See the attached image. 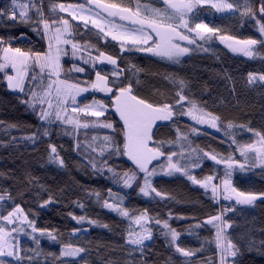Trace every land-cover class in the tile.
Returning a JSON list of instances; mask_svg holds the SVG:
<instances>
[{"label":"trees","instance_id":"16d2710c","mask_svg":"<svg viewBox=\"0 0 264 264\" xmlns=\"http://www.w3.org/2000/svg\"><path fill=\"white\" fill-rule=\"evenodd\" d=\"M139 2L163 7L159 0ZM10 3L11 0H0V9ZM33 3L41 7L46 19L59 20L61 16L68 19L73 23L77 42L94 45L101 51L115 55L121 69L134 65L133 58L141 60L143 68L136 66L139 72L133 76L131 72L125 71V75L138 81L134 83V88L142 98L174 103L179 89L170 77L182 79L188 85L185 94L196 99L206 111L220 117L217 129L207 125L197 126L186 116L176 120L175 124L159 123L155 129V140L175 141V129L179 127L182 132L189 134L193 148L223 156L232 154L242 159L236 150L237 144L255 140L247 129L264 132V82L248 81L249 73L264 75V47L257 46L253 49L252 57H245L229 51L216 38L207 43L200 41V47H193L191 53L182 58L179 64H171L135 51H126L121 56L115 42L105 47L103 38H97L94 31L85 32L82 26L77 28L79 21L73 22L69 15L60 13L58 7L55 13L52 10V6L58 3H77L88 7L89 0H33ZM124 3L134 5L136 0H124ZM252 3L258 11L259 0H252ZM199 15L210 27L219 28L222 35H233L240 39L260 38L254 22L248 17H241L239 11L221 15L214 9L204 7ZM29 16L32 21L36 20L35 7L30 8ZM33 28L34 24L21 22L19 16L15 20L0 17V37L10 41L13 47L40 50L46 41ZM62 63L65 70L72 67L70 62ZM111 70V66L105 69L108 72ZM77 78L84 80L90 77L81 75ZM25 93H28L27 88ZM92 98L88 96V99ZM95 98L105 97L104 94H97ZM27 99L25 94L7 90L3 75L0 74V195L5 196L0 202L4 206L0 212L6 214L15 204H20L29 218L35 220L37 227L52 230L56 239H39L40 245L37 248L30 237L23 236L20 239L21 259L5 258V264H28L29 257L34 264H58L54 256H58L61 245L68 242L85 248V252L78 257L63 258L72 264H211L213 261L218 264L214 244L209 246L205 243L212 239L215 230L210 225L204 227L202 222L208 215H215L226 206L234 208L225 216L229 223L226 235L233 240L237 250V255L229 258V263L264 264V200H257L253 205L239 206L225 203L222 199L218 203L213 202L203 189L179 174L172 177L159 176L154 180L157 189L172 198L165 201H149L139 194L138 185L133 189L121 190L112 183L106 170L103 174L95 172L80 157L81 153H92L83 147L92 144V135L99 137L107 134L106 130L82 129L77 137L70 128L62 127L59 123L51 126L42 124L30 107L22 103ZM109 118L118 120L112 114H109ZM229 123L235 126L231 130L226 128ZM193 127L197 128L198 134L191 133ZM45 128L48 130L47 136L43 134ZM225 132L229 135L226 136ZM33 133L38 138L35 141L27 139ZM110 134L109 131L107 135ZM233 137L237 144H231ZM74 143L81 145L79 150L75 149ZM100 143L97 140L93 147L98 149ZM52 145L56 146L57 153L64 160L63 167L49 161ZM104 159L109 166L120 172L132 167L126 157L105 156ZM213 172L222 175L223 169L206 161L201 169H196L192 174L203 178ZM233 181L241 191L264 192V169L257 166L245 172L237 170L233 174ZM109 188L125 196V206L130 210L148 209L150 215L162 220L168 219L171 213L169 224L180 233L177 243L186 250H195L194 257L185 258L175 252V245H170L161 229L156 227H153L154 238L145 241L143 251L136 246H128L127 220L103 208L102 201L97 203L95 195H92L99 192L106 199ZM50 197V202L44 204ZM72 216H85L86 220L81 224L73 220ZM88 219L97 223L89 224ZM75 228L81 231L73 237L70 233ZM34 250L42 254L36 256Z\"/></svg>","mask_w":264,"mask_h":264},{"label":"snow or ice","instance_id":"6c2138e0","mask_svg":"<svg viewBox=\"0 0 264 264\" xmlns=\"http://www.w3.org/2000/svg\"><path fill=\"white\" fill-rule=\"evenodd\" d=\"M159 2L163 7L141 4L139 0H136L134 5L125 4L124 0H89L87 8L59 4L53 5L52 10L55 13L58 7L60 13H68L73 22L79 21L77 28L82 26L85 32L94 31L97 38H103L105 47L115 42L119 46L121 56L126 51H135L158 57L171 64H179L182 58L191 53L193 47H200V41L207 43L216 38L231 52L245 57H252L253 49L257 46L264 47V0H259L258 11L254 9L252 0H242L240 3H230L228 0ZM31 7H35V21L29 16ZM204 7L214 9L217 13L235 14L239 11L241 17H248L254 22L260 38L240 39L233 35L220 34L219 28L210 27L200 19L199 13ZM17 16L23 23L34 24L33 30L46 44L40 50H23L13 47L10 41L0 37V74L9 89L18 90L28 96L22 103H26L33 111L39 108L37 116L42 124L51 126L58 122L62 127L70 128L77 137L82 129L110 131V135H104L102 138L92 136V144L83 145L86 151L90 150L100 157L99 160L88 161L93 171L103 174L106 170L112 183L121 190L133 189L138 185L139 194L149 201L172 199L157 189L154 180L159 176L172 177L177 174L203 189L205 195H209L213 202L218 203L222 199L239 206L253 205L257 200H264V192L241 191L233 181V174L237 170L245 172L257 166L264 169V132L248 128L247 131L256 139L242 145L237 144L234 137L231 139V144H237L236 150L242 159H237L232 154L223 156L193 148L189 134L182 132L179 127L175 129V141H157L154 137L159 123L175 124L176 120L186 116L197 126L207 125L211 129H217L220 117L206 111L196 99L186 95L188 85L182 79L170 77L179 89L175 94L174 103L153 102L142 98L134 88V83L138 81L125 75V71H128L134 76L140 69L135 65L121 69L118 57L101 51L94 45L77 42L73 23L62 16L59 20L46 19L41 7L36 6L33 0L28 3L11 0L10 5L0 9V17L15 20ZM197 20L200 22H196ZM62 61L70 62L72 67L65 70ZM81 64L83 66H80ZM109 66L112 70L105 71ZM81 75L90 78L78 79ZM93 75L94 78H91ZM256 78L253 73L248 74L250 82ZM259 80L264 81V75H260ZM26 88L28 93H25ZM97 94H104L105 98L96 99ZM88 96L93 97L91 101L81 103L87 101ZM109 114L118 117V120L110 119ZM234 127L231 123L226 125L228 130ZM191 133L198 134L197 128L193 127ZM43 134L48 135L47 128ZM225 135L228 136L229 133L225 132ZM37 138L36 133L27 137L33 141ZM97 140L101 141L98 149L93 147ZM80 147L78 143L77 149ZM172 148L179 150L171 151ZM105 156L126 157L132 167L123 172L117 171L108 165ZM49 161L62 167L65 164L55 145L51 146ZM206 161L222 168V175L213 172L198 178L192 174L196 169H201ZM92 195H95L97 203L102 201L103 208L127 220L128 246H136L143 251L145 241L154 238L153 227H156L161 229L162 235L170 245H175V252L185 258L194 257L195 250H186L177 243L180 233L169 224L171 213L168 219L162 220L150 215L148 209L130 210L125 206V196L111 188L107 190L106 199L102 198L99 192ZM3 200L4 197L0 196V201ZM50 200L51 197L43 203L48 204ZM3 207V204H0V209ZM231 211H234V208L225 207L215 215H208L202 222L204 227L210 225L215 230L212 239L206 240L205 243L209 246L214 244L218 264H229V258L237 255L236 245L226 235L229 223L225 216ZM72 219L82 224L86 217L72 216ZM87 222L97 223L91 219ZM104 227L107 228V225ZM80 231V228H75L70 235L74 237ZM21 234L29 236L37 248L40 245L38 237L56 239L52 230L37 227L35 220L29 218L24 208L15 204L7 214L0 212V264H5V258L16 257L17 261L21 259ZM84 252L85 248L68 242L61 245L59 255L54 256V259L58 264H72L63 258H75ZM34 254L40 256L42 253L34 250ZM28 264H34L31 257L28 258Z\"/></svg>","mask_w":264,"mask_h":264},{"label":"rangeland","instance_id":"374dc122","mask_svg":"<svg viewBox=\"0 0 264 264\" xmlns=\"http://www.w3.org/2000/svg\"><path fill=\"white\" fill-rule=\"evenodd\" d=\"M18 2H20V3H28L29 2V0H18ZM229 2V1H228ZM69 4H75V3H69ZM80 6H83V7H85V8H87V6H85L84 4H80ZM17 12H19V9H17ZM66 14V13H65ZM84 14H88V13H84ZM218 14H221V15H224V14H229V12H225V13H218ZM67 15H69L68 13H67ZM219 40V39H218ZM220 41V40H219ZM185 46H187V43L185 42ZM108 54H110V53H108ZM110 55H113V54H110ZM115 56V55H114ZM65 59H67V58H65ZM132 62L134 63V65L135 66H137L138 68H143V62L141 61V60H139V59H136V58H133L132 59ZM118 64H119V62H118ZM83 65V64H82ZM257 78L255 79V80H253V81H251V83H253V82H264V81H261V80H259V76L260 75H263V74H257V73H253ZM93 78H94V76H93ZM3 80H4V82H5V84H6V87H7V82H6V80L4 79V77H3ZM248 81H249V79H248ZM250 82V81H249ZM7 90H9V91H12V92H19L18 90H12V89H9L8 87H7ZM37 90H39V89H37ZM79 99V98H78ZM91 101V99H87V101H81V103H85V102H90ZM31 109V108H30ZM32 110V109H31ZM33 111V110H32ZM36 115H37V113L39 112V108H37L35 111H33ZM58 123V122H57ZM107 131V134H108V132H109V130H106ZM107 134H102L101 136H99V138H102L104 135H107ZM29 136H31V135H29ZM29 136H27V137H29ZM92 136H95V135H92ZM255 138V137H254ZM256 139V138H255ZM75 145H74V147H75V149L77 148V143H74ZM179 149L178 148H176V149H172V151H178ZM80 157H82L86 162H88L89 160H93V159H95V160H99L100 159V157L98 156V155H96V154H94V153H89V152H87V154L85 155V154H83V153H81L80 154ZM98 167H99V165H98ZM0 196H3V195H0ZM4 197V199H5V196H3ZM1 202V201H0ZM225 202V201H224ZM225 203H227V202H225ZM231 203H234V202H231ZM227 207V206H226ZM225 208V207H224ZM223 209V208H222ZM221 211V210H220ZM7 214V213H6ZM30 231V230H29ZM23 236H26V235H23V234H21L20 235V237H19V239H21ZM29 237V236H28ZM39 239H47V240H51V239H49L47 236H44V237H38ZM10 258H15L16 259V257H10ZM230 264V263H229Z\"/></svg>","mask_w":264,"mask_h":264},{"label":"crops","instance_id":"0c3cea01","mask_svg":"<svg viewBox=\"0 0 264 264\" xmlns=\"http://www.w3.org/2000/svg\"><path fill=\"white\" fill-rule=\"evenodd\" d=\"M59 4H65V5H76V6H80V4H77V3H75V4H69V3H58L57 4V6L59 5ZM59 9V8H58ZM67 14V13H66Z\"/></svg>","mask_w":264,"mask_h":264},{"label":"water","instance_id":"95a60500","mask_svg":"<svg viewBox=\"0 0 264 264\" xmlns=\"http://www.w3.org/2000/svg\"><path fill=\"white\" fill-rule=\"evenodd\" d=\"M222 45L226 48V49H228L223 43H222ZM229 50V49H228ZM229 51H231V50H229ZM237 54H239V53H237Z\"/></svg>","mask_w":264,"mask_h":264}]
</instances>
